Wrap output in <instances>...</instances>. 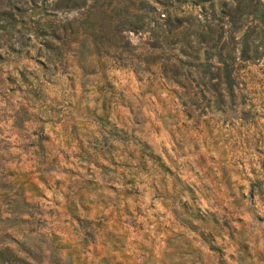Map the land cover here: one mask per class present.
<instances>
[{"label": "rangeland", "instance_id": "rangeland-1", "mask_svg": "<svg viewBox=\"0 0 264 264\" xmlns=\"http://www.w3.org/2000/svg\"><path fill=\"white\" fill-rule=\"evenodd\" d=\"M125 35L103 66L108 89L98 74L73 93L62 74L33 100L20 82L0 86L1 158L36 186L0 240L51 233L61 264H264L262 62L238 61L233 95L218 97L202 48Z\"/></svg>", "mask_w": 264, "mask_h": 264}, {"label": "trees", "instance_id": "trees-1", "mask_svg": "<svg viewBox=\"0 0 264 264\" xmlns=\"http://www.w3.org/2000/svg\"><path fill=\"white\" fill-rule=\"evenodd\" d=\"M183 16L191 27L181 24ZM129 30L193 46L195 57L202 48L198 72L214 78L218 97L233 95L238 61H261L264 72V0H0V86L20 82L33 100L62 74L70 93L75 82L80 92L87 76L98 74L94 87L108 89L104 63L127 46ZM20 114L19 121L26 119ZM90 116L104 124L103 112ZM42 147L38 139L36 148ZM1 157L0 207L6 208H0V222L22 218L25 193L36 188L19 164L9 167ZM53 236L41 243L25 236L14 247L0 240V264H61L54 251L66 244L52 242Z\"/></svg>", "mask_w": 264, "mask_h": 264}]
</instances>
